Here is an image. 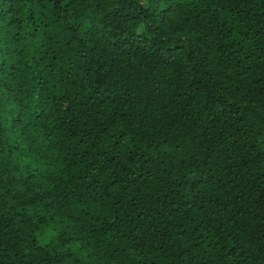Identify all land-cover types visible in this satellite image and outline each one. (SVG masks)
Instances as JSON below:
<instances>
[{
  "label": "trees",
  "instance_id": "obj_1",
  "mask_svg": "<svg viewBox=\"0 0 264 264\" xmlns=\"http://www.w3.org/2000/svg\"><path fill=\"white\" fill-rule=\"evenodd\" d=\"M0 264H264V0H0Z\"/></svg>",
  "mask_w": 264,
  "mask_h": 264
},
{
  "label": "snow or ice",
  "instance_id": "obj_2",
  "mask_svg": "<svg viewBox=\"0 0 264 264\" xmlns=\"http://www.w3.org/2000/svg\"><path fill=\"white\" fill-rule=\"evenodd\" d=\"M123 137L121 136L120 139H122Z\"/></svg>",
  "mask_w": 264,
  "mask_h": 264
}]
</instances>
